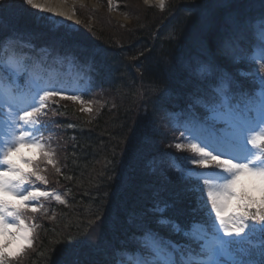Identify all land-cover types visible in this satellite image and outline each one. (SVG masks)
<instances>
[{
	"label": "trees",
	"instance_id": "16d2710c",
	"mask_svg": "<svg viewBox=\"0 0 264 264\" xmlns=\"http://www.w3.org/2000/svg\"><path fill=\"white\" fill-rule=\"evenodd\" d=\"M97 1L107 8V0ZM132 10L124 3L118 8L133 19L127 27L105 24L97 16L99 29L71 32L36 17L25 1L0 8V46L11 34L49 39L56 49L77 51L81 61L76 66L101 83L99 93L90 98L95 104L90 118L78 113L70 100L57 106L60 127L44 141L52 143L61 170L52 173L50 189L63 191L67 203L44 201L54 219L40 223V236L23 264H140V252L148 257L145 241L150 238L159 248L168 246L192 261L203 253L192 227H205L211 206L205 207L199 192L171 171L192 153L176 149L180 133H164L158 117L176 96L172 93L179 95L175 90L184 87L185 103L205 118L212 112L204 105L213 94L210 86L218 89L224 74L248 103H257L249 97L259 96L264 72L250 62L254 45L239 34L249 18L264 15V0H168L161 11L152 6ZM216 46H226L230 57L213 54ZM240 68L250 78H238ZM184 106L178 109L185 112ZM160 219L178 222L181 231L171 224L162 227ZM155 249L151 257L158 255ZM247 250L236 259L260 264L264 240Z\"/></svg>",
	"mask_w": 264,
	"mask_h": 264
},
{
	"label": "snow or ice",
	"instance_id": "6c2138e0",
	"mask_svg": "<svg viewBox=\"0 0 264 264\" xmlns=\"http://www.w3.org/2000/svg\"><path fill=\"white\" fill-rule=\"evenodd\" d=\"M25 2L32 7H39L34 0H25ZM108 2L111 9L112 0ZM144 2L149 4L153 0H144ZM155 3L161 10L164 9L165 0H155ZM2 7L3 5H0V8ZM40 10L43 11L42 8ZM212 50L213 54L219 52L224 55L226 46H216ZM260 51L261 67L258 72H264V41L260 45ZM259 80V96L249 97L256 100L258 109L249 108L246 114L240 113L242 119L234 121L227 131L217 127L214 122L198 124L194 127L197 134L196 142L191 140L186 142L188 149L200 158H185L187 167L182 170L180 179L190 183L192 191L199 192L198 199L203 200L205 207L208 203L211 204V212L215 214L213 222H218L223 237L227 238L219 242L216 252L230 251V247L226 249L225 246L244 240L250 233L259 231L264 237V75H261ZM61 91L55 87L39 88L35 94L26 97L24 106L16 107L12 102L17 95L15 90L7 92L4 96V105L8 111L3 114L5 131L0 133V136L7 137L3 149H0V235L9 229H15L18 235L13 236V239L26 241V247L21 248L14 255L7 252L6 247L0 246V264H12L14 259H18L27 249L33 247L35 229L38 225L27 223L28 213L47 215L43 201L54 199L60 204L67 203L61 193L48 190L46 187L48 179L44 173L47 171V166L51 165L57 174H60L61 170L54 159L55 150L43 139L50 126L45 124L41 117L47 116L50 104H59L55 97L81 105L85 101L76 92L62 95ZM81 110L89 113L92 111L90 107H82ZM52 111L53 114H59L58 107ZM222 111L224 114L231 111V104L227 110L222 109ZM184 135L187 133L181 131V136ZM8 140L12 142L9 143ZM175 147L177 150H182L185 143L178 142ZM26 148L38 150L39 159L24 156L22 153ZM229 152L233 154L228 155ZM16 157H19V160L14 159ZM209 168L220 169L216 174L217 178L210 179L202 174L201 170ZM241 176L254 179L253 187L260 194L259 200L248 192L240 190ZM7 197H12L14 200ZM233 202L236 204L235 208L232 207ZM158 223L162 227L171 224L173 230L181 231L178 222L174 223L170 219H160ZM251 254L249 252V255ZM236 264H254V262L241 259L236 261ZM260 264H264V250L261 251Z\"/></svg>",
	"mask_w": 264,
	"mask_h": 264
},
{
	"label": "rangeland",
	"instance_id": "374dc122",
	"mask_svg": "<svg viewBox=\"0 0 264 264\" xmlns=\"http://www.w3.org/2000/svg\"><path fill=\"white\" fill-rule=\"evenodd\" d=\"M12 0H0V5H3V4H6V5H10V2ZM20 0H14L13 2H19ZM53 1H65V0H34V3L36 5H38L39 7H41L43 9V11L41 10H38L36 9V7H33L35 9V13L34 15L36 17H39L40 19L42 20H45L47 23L51 24L52 25V21L53 20H60L58 17H56L54 15V13L50 12L48 9V7L52 8V5H53ZM168 1V0H167ZM165 0V3L167 2ZM70 2V3H69ZM69 10L71 11L72 13V16L74 18H72L71 20L69 21H62L61 23H58L56 24L58 26H61V27H68L71 32L75 31V30H90V29H99V26L96 25L95 23V19H97L96 17L97 16H100L103 19V21L105 22V24L107 23H110V25H112L114 22L118 23L120 22L122 24L123 27H127L129 25H132V20L133 19H130V17L128 16H131L130 14L129 15H123L122 13H120L118 11V8L120 7L121 3H124L126 6L130 5L133 7V10H137L139 9L140 7L142 9H145L147 7H154L155 9H157L158 11H161V9L159 8V6L155 3V0H153V2L149 3V4H146L144 2V0H114L112 1V4H111V9L109 7V2L107 0V8L106 9H102V6L100 4H98V2L96 0H85L81 3L76 2H72L71 0L69 1ZM128 3V4H126ZM132 10V11H133ZM81 13L82 15H79L78 14ZM70 13V14H71ZM86 13V14H85ZM38 14L42 15V16H38ZM44 16H47L49 17L50 19H44L45 17ZM85 16V17H84ZM215 16V15H214ZM135 18V16L133 17ZM215 17H213L214 19ZM102 22V21H101ZM45 23V22H44ZM108 27V26H107ZM107 27L105 28V30L107 29ZM73 30V31H72ZM82 31V32H83ZM264 32V30H263ZM75 33V32H74ZM258 60V58L256 59ZM72 103V102H71ZM73 104V103H72ZM74 107L76 108L77 112H80L81 114H83L84 116H86L87 118H90V115L92 114L93 110H94V105L93 103H89V104H83L81 105L80 103H75L73 104ZM82 107H90L92 109V111L89 113V112H83L81 110ZM219 117V118H216V117ZM211 120L209 122H214L217 127H220L222 126L221 128L225 129V130H228L229 127L233 124L234 121H238V120H241L242 118L240 117L239 114L235 115V113L233 115H231L230 117L227 115V114H214L211 116L210 118ZM4 130H1L0 133H3ZM7 140V137H4V136H0V149H3L4 147V141ZM7 142L11 143L12 141L11 140H8ZM259 142V141H258ZM25 151L27 150V152L30 154V156H26V157H31V158H37L39 157V154H38V150H36V154H33V149H24ZM23 150V155L25 153V151ZM16 160H19V157H16L14 158ZM26 167V166H25ZM49 169L52 170V173H56L55 169L50 165L49 166ZM220 172V169H216V168H209L207 169L204 173L205 175H210L212 176L211 179H215L217 178L216 174ZM254 179L251 178V177H248V176H243V178L239 181V188L242 192L246 191L248 192L250 195H252L253 197H255L257 200L260 199V194L258 191H255L254 190ZM61 205V204H60ZM211 206V204H210ZM236 204L235 202H233L232 204V207L235 208ZM46 216V220L47 221H50L51 219H54V216ZM216 227H217V234L215 235L214 239H212L211 241L209 242H206L204 244V247L203 249H208V250H211V251H215L217 245L219 244L220 241H218V239H227L225 237H223V234H222V231L219 227V224L218 222L215 223ZM259 231L256 232V235L258 234ZM251 234L250 233L247 237L244 238V240H246L247 238L251 237ZM18 235V233L16 232L15 229H9L8 231H6L5 233H3L2 235H0V246H4L6 247V242L8 241H12V242H20V244L18 245L17 243V248L15 249H8V247H6V250L7 252H10L12 254H16L19 252V250L21 248H25L26 247V241L22 240V239H13V236H16ZM239 241V240H238ZM248 241V239L246 240V242ZM237 241H235L234 243H236ZM233 243V244H234ZM239 244V243H238ZM227 247L229 246H225V248L227 249ZM33 248V247H32ZM30 250V249H27V251ZM230 250H224L222 252H216V255L213 256L211 259L210 258H206L205 261L209 262L208 264H226L227 262H229L228 259H233L235 260V250L234 248L230 247ZM26 251V252H27ZM25 252V253H26ZM241 252H243V249L241 250ZM22 255L20 256L18 259H14L13 260V263L15 264H23L27 261V257L26 255ZM220 255V256H219ZM224 256L226 260H222L221 259V256ZM244 255V254H243ZM242 255V256H243ZM213 260V261H212ZM205 264V262H204Z\"/></svg>",
	"mask_w": 264,
	"mask_h": 264
},
{
	"label": "bare ground",
	"instance_id": "6f19581e",
	"mask_svg": "<svg viewBox=\"0 0 264 264\" xmlns=\"http://www.w3.org/2000/svg\"><path fill=\"white\" fill-rule=\"evenodd\" d=\"M70 0H65V1H53L52 3H53V5H52V8H50V7H48L49 9V11L52 13H54V15L56 16V17H58V18H60L62 21H69V20H71L72 18H74L73 16H72V13H71V11L69 10V2ZM72 2H75V3H77V2H79V3H81V2H83V1H85V0H77V2H76V0H71ZM69 2V3H68ZM71 13V14H70ZM33 154H36V149H33V152H32ZM7 244H6V247H8V249H15V248H17L16 246H17V243L18 242H12V241H8V242H6ZM20 244V242L18 243V245Z\"/></svg>",
	"mask_w": 264,
	"mask_h": 264
},
{
	"label": "clouds",
	"instance_id": "9594fccd",
	"mask_svg": "<svg viewBox=\"0 0 264 264\" xmlns=\"http://www.w3.org/2000/svg\"><path fill=\"white\" fill-rule=\"evenodd\" d=\"M243 178V176L239 177V181Z\"/></svg>",
	"mask_w": 264,
	"mask_h": 264
}]
</instances>
